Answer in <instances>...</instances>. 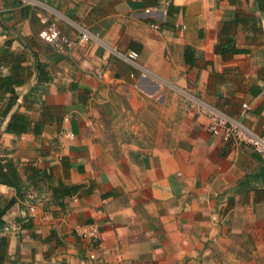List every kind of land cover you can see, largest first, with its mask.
I'll use <instances>...</instances> for the list:
<instances>
[{"label":"crops","instance_id":"obj_1","mask_svg":"<svg viewBox=\"0 0 264 264\" xmlns=\"http://www.w3.org/2000/svg\"><path fill=\"white\" fill-rule=\"evenodd\" d=\"M203 106L264 135V0H0V264H264V152Z\"/></svg>","mask_w":264,"mask_h":264},{"label":"built area","instance_id":"obj_2","mask_svg":"<svg viewBox=\"0 0 264 264\" xmlns=\"http://www.w3.org/2000/svg\"><path fill=\"white\" fill-rule=\"evenodd\" d=\"M39 36L48 42L54 50L64 52L72 49L85 47L91 38L89 31L83 30L76 38L66 35L55 21L47 23L40 31ZM127 58L136 60L138 53L131 51L125 55ZM244 108H249L244 104ZM201 112L208 120V129L214 134H221L226 140L234 139L238 142L249 144L255 150L264 152V135H260L244 124L232 120L224 111L214 107L203 106ZM81 234L88 240L90 246L99 242L98 230L94 225L82 229ZM84 264H98L96 255L89 251Z\"/></svg>","mask_w":264,"mask_h":264}]
</instances>
